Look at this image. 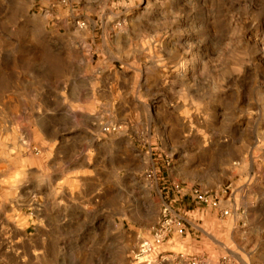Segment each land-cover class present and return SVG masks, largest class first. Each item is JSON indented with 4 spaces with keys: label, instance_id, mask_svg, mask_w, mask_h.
Listing matches in <instances>:
<instances>
[{
    "label": "rangeland",
    "instance_id": "rangeland-1",
    "mask_svg": "<svg viewBox=\"0 0 264 264\" xmlns=\"http://www.w3.org/2000/svg\"><path fill=\"white\" fill-rule=\"evenodd\" d=\"M259 43L264 0H0V264H264Z\"/></svg>",
    "mask_w": 264,
    "mask_h": 264
},
{
    "label": "bare ground",
    "instance_id": "bare-ground-1",
    "mask_svg": "<svg viewBox=\"0 0 264 264\" xmlns=\"http://www.w3.org/2000/svg\"><path fill=\"white\" fill-rule=\"evenodd\" d=\"M208 1V0H207ZM209 3V2H208ZM211 35L213 36V38H214V36H215V33H211ZM252 35H253V33H252ZM206 36H208V38L207 39H209L210 41L213 39L211 36H209L208 35V33H207V35ZM260 36V35H259ZM243 37L244 38H246V36H244L243 35ZM258 38V37H257ZM241 39V38H240ZM214 40V39H213ZM228 40V39H227ZM254 40H256V39H254ZM259 40V39H258ZM219 41H220V39H219ZM246 41H247V43H249V44H251L252 46H253V48L254 49H256V44H255V42L252 44V42H251V39H247L246 38ZM209 42V41H208ZM227 42V41H226ZM228 42H229V45H230V47L232 46V47H235V45L233 44V39L232 38H230L229 40H228ZM200 43V42H199ZM216 43V42H215ZM214 43V44H215ZM212 44H213V41H212ZM259 45L261 46V47H263L262 45V43H259ZM204 46V45H203ZM204 48V47H203ZM209 48H210V46H209ZM214 48V47H213ZM226 48H228V46L226 47ZM260 48V47H259ZM258 48V50H257V52H255V53H257L258 54V59H259V61H263L264 60V47L262 48V49H259ZM229 49V48H228ZM235 49V48H234ZM227 50V49H226ZM226 50L224 49L223 51H222V53L221 54H224V53H226ZM214 51H215V49H214ZM210 53V52H209ZM216 55V54H215ZM214 55V56H215ZM217 56V55H216ZM257 56V55H256ZM214 58V57H213ZM229 58H231V57H229ZM210 59V58H209ZM218 59V58H217ZM208 60V53L205 51V50H203L202 49V46L201 45H199L198 44V46H197V52H196V55H195V59L193 60V62L191 63V64H189V65H184V66H180L179 67V69H178V72H179V76L181 77V78H189L190 76H191V74H196V76H197V80H198V85H200V83H201V81H202V79H203V76H204V73H205V70H206V68H207V66H208V64H207V61ZM238 60V57H237V59H236V61ZM251 60L253 61V58L251 57ZM257 60V59H256ZM230 61H231V59H230ZM239 61V60H238ZM232 62V61H231ZM239 64H240V62H239ZM234 65V64H233ZM241 65V64H240ZM243 66V67H242ZM242 66H241V69H239V70H237L238 72H237V74H233V73H231V75H230V77H233V78H235L234 80H238V77L240 76V75H242V71L241 70H243V71H245L246 69H248L245 65H243L242 64ZM236 68H238L237 66H236ZM231 71V70H230ZM235 73V72H234ZM239 73V74H238ZM258 75V74H257ZM264 75V74H263ZM262 75V77H260L259 78V80L261 81H263L264 82V76ZM236 76V77H235ZM244 78V77H243ZM257 78V77H256ZM227 80V79H226ZM261 81V82H262ZM261 82H259V81H255L254 82V88H258V89H260L261 88V86H262V84H261ZM197 97H196V105H197V107L199 108H204L207 112L209 111V110H212V106H210L211 104L210 103H208V102H205L204 100H203V93H202V89L201 88H199V89H197ZM213 113V112H212ZM213 139V138H212ZM219 142V141H218Z\"/></svg>",
    "mask_w": 264,
    "mask_h": 264
},
{
    "label": "built area",
    "instance_id": "built-area-1",
    "mask_svg": "<svg viewBox=\"0 0 264 264\" xmlns=\"http://www.w3.org/2000/svg\"><path fill=\"white\" fill-rule=\"evenodd\" d=\"M188 194L191 196L192 200L198 205H204L207 207L215 208L218 206V202L216 201L215 197L211 194L201 192L198 189H190ZM224 215H228V212H223ZM177 232L179 234L182 233L181 229L177 228ZM160 237L158 236L157 242L159 243Z\"/></svg>",
    "mask_w": 264,
    "mask_h": 264
}]
</instances>
